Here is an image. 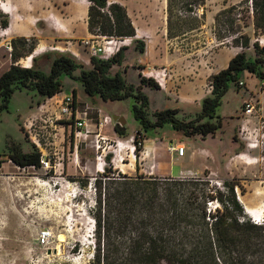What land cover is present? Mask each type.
Wrapping results in <instances>:
<instances>
[{
  "label": "rangeland",
  "instance_id": "374dc122",
  "mask_svg": "<svg viewBox=\"0 0 264 264\" xmlns=\"http://www.w3.org/2000/svg\"><path fill=\"white\" fill-rule=\"evenodd\" d=\"M24 1V7L34 11L32 16L35 17H39L51 6L53 7L55 3L61 7L63 6L62 3H58L56 0ZM107 1V6L101 9V12L105 15V17L100 18L101 22H108V18L114 19L110 4L119 2L127 13L131 12L134 18V20L131 18L132 21H140L144 23V27H150L148 33L144 34L141 31L137 34L140 35L138 39H141L147 45L146 49L149 55L155 51L158 52V47L155 45L156 39L163 37L164 43L168 44L169 47L166 54L167 57L171 56L172 61L167 62L168 64L163 67L155 64L158 69L162 70V73H167L169 80H162V85L159 83L160 89L164 88L165 91L170 89V83L174 80L177 82L176 76H174L176 72H178V76L184 75L182 73H185V70L188 69H194L197 73L200 70L214 73L216 68L213 63V57L222 50L234 54L240 49L245 51L249 47H252L255 51V43L260 46L264 45V33L255 29L252 13L247 11L246 8L243 9L242 7V12L234 16V19H236L234 23L231 21L233 18L223 15L221 25H217L216 16L220 11L231 5H241L247 0H205L204 2H193L187 7L181 3L179 8L177 0L172 18V36L174 37H170L168 31V37L164 35V29L168 23L167 0H141V2L138 1L134 4H132L133 0ZM87 3L94 5V2L90 0ZM20 5L19 0H0V57L7 54L12 56L14 39H17L14 32H11L10 29L6 30V27H4V22L11 16L3 11L1 6L14 8L13 16L21 17L22 15L18 11V8L21 7ZM178 15L200 19V27L178 34ZM188 23L191 22L189 21ZM100 24L102 26V23ZM239 30L242 31L241 33L249 35V47L239 46L238 44H241L243 40H235L240 35ZM124 38H128V36L122 37V39ZM16 41L18 53L24 54L25 49L21 47V43L18 40ZM8 42L12 46V50L7 48L6 44ZM34 42V38H30L29 43ZM140 46V44L137 45V50ZM126 50L124 55L127 53ZM137 56L135 52H129L126 61L130 63ZM33 57L34 54H24L20 59L22 61L20 63L29 66V62ZM51 62L52 57L47 58L44 56L37 58L34 64L36 67L49 72ZM79 72L77 70L75 74H79ZM170 74L174 77L172 78ZM125 78L129 83L133 84L139 81L135 68H129ZM210 79L212 80V77L208 78V80ZM240 80H243L246 84L239 87L238 84L231 83L228 92L222 99V104L218 110L223 119L222 128L215 134L207 136L194 135L186 137L183 132L174 130L170 124L164 125L157 133L148 131L139 134L138 131L141 129V125L134 118L131 99L107 101L106 103L103 101L99 102L98 107L106 113L114 115L115 112H118L121 114L119 116H124L127 121L125 125L128 132L125 138L133 139L130 141L131 145L134 144V141L137 144L135 156L126 159L125 163L127 162L128 164L120 165L124 172L108 166L107 170L110 171L111 175L119 173L127 175H136L137 173L155 175L156 152H149V145L153 142L148 139L161 138V140L156 141L157 153L165 159L163 161L164 166H170L171 164L173 175L179 174L184 169L188 171L186 175L207 178L215 193L217 189L222 191L227 189L224 186L225 180L237 183L235 187L237 198L240 201L241 199L246 201L252 208L262 211L263 220L261 223L264 224V174L261 177H257L256 181H246L244 178H239L237 174H230L229 171L228 173L225 170V162L229 156L228 147L232 140L241 141L239 149L250 154L249 151H245L247 144L240 137L241 124L235 122L234 119L243 118L251 129L260 128L264 121V111L259 103H257V109L253 115H245L243 112L246 98L245 92L259 88L262 80L251 76L248 72H242ZM62 81V95L73 94L76 91L79 101L93 102L80 81L68 75H63ZM149 87L147 88V95L152 100L150 103L152 110L156 108L161 110L165 108V104L172 106L176 104L177 96L175 94H171L170 98L166 99L163 94L157 91L158 89ZM177 87L178 84L176 83L173 88ZM203 89L206 92L208 91V81L203 85ZM58 98L50 101L40 111V114L59 113V106L52 104ZM98 99V101H101L100 97ZM38 100L39 96L34 91L18 90L11 98L9 110L2 112L4 117L2 125L14 141L10 146L12 144L20 147L24 145L25 149L28 146L34 149L35 145L28 126L23 125V121L35 110ZM80 109L89 111L87 122L91 129L97 130V109L91 110L90 107L83 106V104ZM40 114L35 117L39 119ZM181 115L186 116L188 114ZM115 123L118 122L115 121ZM21 126L25 135L21 130ZM37 131H39V127ZM58 132L59 134L53 143L48 142L50 139L45 140L47 136L44 137V141L47 143V152L51 153V155L56 152L60 157L64 155L63 164L58 170H46L41 166L7 168L6 173H11L12 175H5L6 183L1 195L0 264H89L93 257L95 220L91 211L96 204L97 197L95 179L100 176V173H97L94 168L96 150L92 144L91 136L87 141L80 144L77 152V163H75L73 162L74 155L72 152H74V147L71 142L69 128L64 130V127L59 125ZM35 133L33 131V134ZM163 139L165 142H163ZM178 140H180L181 144L178 143ZM178 145L186 148L183 156L177 150L172 149ZM217 145L218 147H216ZM212 149L213 152H209ZM224 149H227V151ZM253 152H256V154H251V158L249 155L246 159H243L245 162L240 161L242 164L256 163L263 167L264 147L251 148V153ZM122 154L125 155V152L122 151ZM238 161L235 163L240 164ZM209 206L215 209L218 203H210ZM247 216L254 222L253 218L255 217ZM43 229H50L52 232L48 241H44L41 237V230ZM60 235L63 236L62 241L59 239Z\"/></svg>",
  "mask_w": 264,
  "mask_h": 264
},
{
  "label": "trees",
  "instance_id": "16d2710c",
  "mask_svg": "<svg viewBox=\"0 0 264 264\" xmlns=\"http://www.w3.org/2000/svg\"><path fill=\"white\" fill-rule=\"evenodd\" d=\"M89 30L115 36L136 35V29L126 9L118 2L110 4L114 19L102 21L101 12L108 1L90 0ZM177 0H168V34L172 36L173 9ZM205 0H178L186 7ZM243 7L252 13L256 30L264 33V0H247L241 5H231L216 16L221 25L223 15L232 23ZM202 17V16H201ZM191 23H188V22ZM102 23V26L101 24ZM200 19L178 15V34L200 27ZM9 20L4 22V27ZM104 28V29H103ZM95 31V32H94ZM236 41L249 47L250 37L241 33ZM24 54H32L35 43L19 37ZM14 39L13 64L0 76V112L9 110L13 94L18 90L34 91L38 103L63 89L62 76L68 75L81 82L85 92L105 101L132 100L134 118L141 125L138 133L152 131L170 124L186 137L215 134L223 126L219 107L231 83L239 86L242 71L247 70L264 80V45L255 43L256 56L241 51L231 58L226 68L212 76V92L202 100L201 111L182 116L178 108H165L150 112L149 96L141 84L160 89L154 78L140 72V85L129 83L121 71L112 74L113 65L122 64V46L109 59L91 57L92 68H86L71 54L59 53L52 57L49 72L38 67H25L17 62L24 56L18 53ZM35 40V39H34ZM142 43V44H141ZM141 52L144 43L137 41ZM28 46V47H27ZM37 60L34 57V62ZM79 70V74L75 72ZM240 87V86H239ZM76 97V91L73 92ZM116 132L126 137V125H115ZM138 138V137H136ZM9 157L18 166L40 167V153L34 147L24 152L15 144L9 147ZM237 183L224 181L225 191H213L207 178L196 176H158L137 173L112 174L109 170L95 179L96 204L91 211L95 220L94 250L89 264H264V224L255 223L246 215L237 198ZM217 202L212 209L209 204Z\"/></svg>",
  "mask_w": 264,
  "mask_h": 264
},
{
  "label": "crops",
  "instance_id": "0c3cea01",
  "mask_svg": "<svg viewBox=\"0 0 264 264\" xmlns=\"http://www.w3.org/2000/svg\"><path fill=\"white\" fill-rule=\"evenodd\" d=\"M58 3H62L63 6H59L58 4H54L53 7L51 6L46 12L39 15V17L32 16V13L34 11H30L27 7H24L25 1L19 0V3L21 4L20 8H18L19 13H21V17L13 16V14H10L9 25L6 26V30L10 29L11 32H14L16 34V38L19 37H25V38H34L36 43L34 50L32 52L34 57L40 58L44 57L47 54H50L52 56H55L59 53H65V54H71L74 56L78 61L82 62L86 68H92V62L91 57L95 56L90 48L84 44V41L91 38L92 32L89 30V8L90 5L88 0H56ZM138 1L141 2V0H133L132 4L137 3ZM111 3V2H110ZM119 3V2H118ZM168 3V0H167ZM3 10V9H2ZM4 11V10H3ZM37 13V12H36ZM168 13V12H167ZM128 16L130 18H133V15L131 12H128ZM34 17V18H33ZM134 20V18H133ZM168 20V17H167ZM155 21V20H154ZM40 22V23H39ZM168 22V21H167ZM135 29H136V35L129 38V42L127 44V53L124 56V59L122 61V64H116L113 65L110 69L112 74H115L118 71H121L122 74L126 77L127 71L129 68H135L138 74L139 81L135 83L136 85H140V72H142L143 75H145L148 78H154L159 82L161 85L162 80H169L167 77V73H162L161 69H158L156 65L159 66H165L167 65L169 61H172L171 56L167 57V48L169 47L168 44L164 43L163 37H160L156 39L155 45L158 47V52L155 51L152 54L149 55L147 48V45L144 41L141 39H138L137 34L142 31V33H148V29L150 27H144V23H141L140 21H132ZM167 28V29H166ZM168 31V23L167 27L164 29V35L168 37L167 35ZM166 37V38H167ZM174 37V36H173ZM170 40V39H169ZM137 41H141L144 43V51L141 52L140 50H137ZM170 42V41H169ZM142 44V43H141ZM140 44V45H141ZM238 48V47H237ZM240 49V48H239ZM236 51L234 54L229 53L228 51H220L213 57V63L215 65L214 73H210L207 70H200L198 73L194 69H188L185 70V73H182L184 75L178 76V72L174 73V76H176L177 82L174 80L172 83H170V89H167L165 91L164 88L158 89L161 94H163L164 98H170L171 94H175L177 97L176 104L174 106L165 104V108L171 107V108H178L180 109L181 114H193L197 111H201L202 108V100L211 94L212 92V80H208L209 77H212L216 73H218L220 70L226 68L229 64V61L232 57H234L237 53L241 52ZM247 55L254 58L256 56V52L253 50L252 47H249L245 50ZM129 52H135L136 58L135 60H131L130 63L126 61V57L129 54ZM174 55V54H171ZM34 57L29 62V66H25L21 64V60H19L17 63L21 64L25 67H31L34 66ZM13 64L12 56L7 54L0 57V76L1 74L10 68V66ZM156 64V65H155ZM192 67V66H191ZM242 72H248L251 76L258 78L259 80H262L261 78L257 77L255 74L250 73L247 70H244ZM160 75L157 77V74ZM194 73V74H193ZM170 76L173 78L174 76L170 74ZM209 82V89L206 92L203 89V85L205 83ZM264 80H262V83ZM178 84L177 88H173L174 85ZM261 83V84H262ZM172 84V86H171ZM246 84V82H245ZM260 84V85H261ZM149 86L145 84H141V89L147 94V88ZM150 88V87H149ZM63 91V89H62ZM62 91L57 93L56 95L46 98L45 100H42L39 104L36 103L35 110L32 111L29 116L23 121V125H28V122L32 121L37 114H40V111L44 109L48 105V103L55 98H58L62 95ZM70 95V94H66ZM90 96V95H89ZM61 97V98H62ZM93 100V102H83L78 100V94L76 92V100L81 106H88L91 108V110H96L99 108V102H107L101 98V101H98L97 96H90ZM245 100H252L254 103H259L261 105L262 110L264 111V91H261L260 86L259 88L250 89L249 91L245 92ZM58 98V99H61ZM56 99V100H58ZM150 99V98H149ZM111 101V100H109ZM152 100H150V103ZM53 104V103H52ZM163 108V109H165ZM195 109V110H192ZM159 109H151L150 112H154ZM3 112V111H2ZM2 112H0V205H1V195L3 194V188L5 186V175H12L11 173L7 174V168L14 169V167L22 168L15 164L9 157V147L12 142L11 135L9 132L5 129L3 124V115ZM89 112V111H88ZM50 113L40 114L41 116L49 117ZM114 115H121L118 112H115ZM33 117V118H32ZM235 122L238 124H244L246 121L243 118L234 119ZM127 128V126H126ZM21 130L23 134L25 135V132L22 129ZM111 136L115 138H123L125 137L120 136L116 131H113L109 129L107 131ZM241 137V136H240ZM242 139V138H241ZM151 140L153 143L149 145V152H156L155 156V163H156V171L155 175L158 176H171V177H179V176H189L186 175L188 171L182 169L179 174L173 175L171 164L170 166L163 165V159L160 157V154L157 153V140H161V138H155V139H148ZM164 140V139H163ZM244 141V139H242ZM221 141V140H220ZM165 142V140L163 141ZM222 142V141H221ZM246 142V141H245ZM178 143H180V140H178ZM181 144V143H180ZM24 145H21V150L24 152H29L32 150L30 146H28L27 149L23 147ZM241 146V141L239 140H232L231 144L228 147V160L225 162V170L230 172V174H237L239 178H244L246 181H256L255 179L257 177H261L262 174H264V166L258 165L256 163H245L242 164V162H245L241 157V154H247V156L251 154H256V152L251 153V148L247 147L245 151L239 149ZM218 147V145L216 146ZM214 149V148H213ZM212 150H209V152H213ZM239 149V150H238ZM227 151V149H224ZM239 151V152H238ZM183 156V155H181ZM239 158V159H238ZM239 160V161H238ZM242 162H241V161ZM240 162V164H236L235 162ZM259 166V167H258ZM228 172V173H229ZM261 173V174H260Z\"/></svg>",
  "mask_w": 264,
  "mask_h": 264
},
{
  "label": "built area",
  "instance_id": "2783aa9c",
  "mask_svg": "<svg viewBox=\"0 0 264 264\" xmlns=\"http://www.w3.org/2000/svg\"><path fill=\"white\" fill-rule=\"evenodd\" d=\"M128 40V38H115L114 36L103 35L96 32L92 34L91 38L85 40L84 44L90 48L95 56L102 59H109L115 55L122 46H126ZM6 46L9 50H12V46H10L9 42ZM159 75L160 73L157 74V77ZM244 85L245 82L240 80L239 86L242 87ZM260 89L264 91V82L260 85ZM54 104L59 106V113L50 114L49 117L41 116L39 119H33L27 125L35 148L40 153L42 168L56 171L61 164H63L64 155L60 157L56 152H53V155H51V153L47 152V143L44 141V137L47 136L45 140L50 139L48 142L53 143L59 134L58 126L60 125L64 127V130L69 128L71 142L74 147V152H72L75 156H73V162L77 163V152L80 144L87 141V139L92 136V144L96 150L95 171L103 174L107 171L108 167H113L114 169L124 172V169L120 165L128 164L127 162L125 163L126 159L135 156L137 144L135 141L134 144H130V141L133 140L132 138L130 140L121 137L115 138L107 133L109 129L116 131L115 125L117 123H115L116 120L114 119V115H110L101 108H97L98 125L97 130H93L87 122L89 118L88 110L80 109L76 97L73 94L63 96L61 99L56 100L53 105ZM256 106L257 103H254L252 100H246L244 102V114L253 115L257 109ZM38 127L39 131H37ZM33 131L36 133L33 134ZM240 136L246 141L247 147L257 148L258 146H262L263 148L264 121L260 128L254 129H251L246 123L242 124L240 127ZM172 149L177 150L181 155H184L186 152L185 146L178 145ZM122 151L125 152V155L122 154ZM241 157L246 159L248 156L247 154H241ZM253 220L255 223H261L260 219L253 218ZM51 233L50 229L41 230L42 239L48 241L51 237Z\"/></svg>",
  "mask_w": 264,
  "mask_h": 264
},
{
  "label": "bare ground",
  "instance_id": "6f19581e",
  "mask_svg": "<svg viewBox=\"0 0 264 264\" xmlns=\"http://www.w3.org/2000/svg\"><path fill=\"white\" fill-rule=\"evenodd\" d=\"M1 9H3L5 12H7L9 14H12L13 11H14L13 10L14 8H11V7H2L1 6ZM137 36H139V35H137ZM241 203L244 205L245 211H246L247 215H249L251 218L255 217L256 219H260V221L263 220V218H262L263 217L262 211H260V210H258L256 208H252L246 201H244L242 199H241ZM59 239L62 241L63 240V236L60 235L59 236Z\"/></svg>",
  "mask_w": 264,
  "mask_h": 264
},
{
  "label": "water",
  "instance_id": "95a60500",
  "mask_svg": "<svg viewBox=\"0 0 264 264\" xmlns=\"http://www.w3.org/2000/svg\"><path fill=\"white\" fill-rule=\"evenodd\" d=\"M114 119L121 125H125L127 123V121L124 118V116L114 115Z\"/></svg>",
  "mask_w": 264,
  "mask_h": 264
}]
</instances>
